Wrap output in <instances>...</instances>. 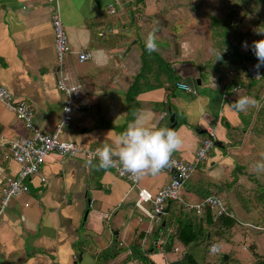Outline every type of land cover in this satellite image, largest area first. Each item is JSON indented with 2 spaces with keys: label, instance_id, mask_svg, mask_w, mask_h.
<instances>
[{
  "label": "crops",
  "instance_id": "crops-1",
  "mask_svg": "<svg viewBox=\"0 0 264 264\" xmlns=\"http://www.w3.org/2000/svg\"><path fill=\"white\" fill-rule=\"evenodd\" d=\"M222 1L58 0L70 48L66 69L73 81L81 83L83 101L90 105L89 110L74 115L59 138L97 149L111 145L115 136L126 129L134 118L127 119L125 95L142 69L141 48L136 45L152 35L157 45L153 52L171 64V73L180 79L178 83L192 88L199 79L200 86L190 93L175 86L169 96L171 107L156 109L154 105L166 100L165 86L169 84L164 70L158 72L154 66L139 82L141 92L135 98L134 109L150 113L153 128H170L167 121L173 112V129L184 142L172 154L173 160L193 161L209 130L215 142L222 145L221 151L198 164L195 173L199 178L196 183L191 180L187 188L183 186L181 197L185 202L197 203L204 191L214 193L212 186L217 181L234 185L244 174L243 167L235 165L236 160L245 141L252 137L251 124L247 132L240 128L246 116L255 114L252 108L235 111L228 105L242 95L257 97L258 85L264 84L230 86L238 73L230 68L223 72L221 52L217 55L215 49L227 45L226 41L222 43L224 27L221 23L219 29L212 22L226 16L229 3L223 7ZM51 14L44 0H0V86L15 100L30 104L34 125L45 133L53 132L61 121L64 103V95L56 87ZM244 42L239 45L241 54L247 51L242 47ZM179 48H188L190 54L177 58ZM82 51H89L91 59L79 63L77 55ZM27 135L23 123L0 102V149ZM97 165L94 160L54 153L47 156L39 173L28 181L29 193L12 200L2 216L0 264H136L134 245L143 253L154 249L160 255L156 259L154 254V264H168L160 245L172 234L176 222L168 220L166 236L153 241L157 221L144 217V222H136L132 216L137 190L114 171L98 170ZM18 170L10 159H0V189L15 178ZM204 175H213V180L204 184ZM170 179L171 174L164 170L143 177L140 187L155 195ZM226 188L220 189L229 196L231 190ZM110 249L118 255L104 262L101 255ZM121 255H126V260L119 258Z\"/></svg>",
  "mask_w": 264,
  "mask_h": 264
},
{
  "label": "built area",
  "instance_id": "built-area-1",
  "mask_svg": "<svg viewBox=\"0 0 264 264\" xmlns=\"http://www.w3.org/2000/svg\"><path fill=\"white\" fill-rule=\"evenodd\" d=\"M44 1L50 5L52 12L51 24L54 34L56 87L64 95L63 114L61 121L56 125L53 132L45 133L34 125L33 110L30 104L23 100H15L5 88L0 86V102L5 104L15 114L16 119L23 123L28 133L26 137L13 140L7 147H1L0 149V159H10L19 166L15 178L5 183L0 189V221L12 200L22 194L29 193L28 181L39 173L48 155L54 153L60 157L98 161L94 156L96 149L83 148L76 143L62 141L59 138L61 131L71 123L74 115L89 110L90 105L83 101V87L81 83L73 81L66 69V58L70 53V48L58 0ZM243 55L252 56L254 54L252 51L250 54L247 50L246 54L243 53ZM90 59L91 53L89 51H82L77 55L79 63ZM255 65L248 67V73L252 79L259 80L264 75V65L259 70L256 69ZM176 86L185 92H193L191 86L185 83H177ZM214 148V134L209 130L207 131V136L202 138L193 161L171 159V167L165 169L171 174V179L155 195L140 187L141 179L137 180L129 174L122 173L118 167L109 169L114 171L119 178L128 181L137 190L136 208L145 217L153 222L157 221L158 224L161 222V218L166 215L165 207L168 201L179 202L184 206L186 212L196 215H201L205 209H208L214 219L225 215L233 217L234 215L228 212L225 201L215 193L197 203L185 202L180 195L184 183L190 179L198 164L202 163ZM4 151L6 152L5 154ZM219 253L220 250L216 245L210 246L209 254L211 256L218 255Z\"/></svg>",
  "mask_w": 264,
  "mask_h": 264
},
{
  "label": "rangeland",
  "instance_id": "rangeland-1",
  "mask_svg": "<svg viewBox=\"0 0 264 264\" xmlns=\"http://www.w3.org/2000/svg\"><path fill=\"white\" fill-rule=\"evenodd\" d=\"M123 1L121 0V3H123ZM227 3H229V7L228 9H226L227 11H225L227 12L226 16H223L222 19L226 20L228 24L226 23L225 26V24L223 23L224 20H221L224 27V38H222V43L226 41L227 45L225 47V45L222 44L224 48H220L219 50L218 48H216L215 51H218L217 55L221 52L220 58H223V65H225L223 67V72H227L226 69L230 68L232 71H237L238 74H242L243 76H245V72L240 66L238 67L230 63V61L236 60L235 56L232 57L231 54L233 53V55H235L234 48L235 46L239 47L242 40H245L248 45L251 46L254 41L264 39V5L261 6L259 15V12L254 10L250 11L249 13L248 8H246V6L244 7L240 0H224V2L222 1L221 5L223 7H227ZM217 21L219 22L218 18ZM134 39L136 40V38ZM215 40L219 41L220 39L215 38ZM136 46H139L140 48L146 47V42H142L140 40L139 44ZM178 52L179 54L177 58L180 59L190 54L188 48H179ZM170 66L171 64L169 65V67ZM249 66L250 64L248 65V67ZM262 80H256V83L259 82L264 84V81ZM193 87L197 88L196 83L192 85V88ZM257 89H260V91ZM257 89V97H254L255 94L250 97L256 99L260 103L261 107L259 109L252 108L255 115H252V113L246 116L245 120H243V122H245V125L240 128L241 132H247L249 130L247 125H252V132L250 131V133H252V137H249L247 141H245V148L241 152L239 158H237L235 163V165L243 167L241 168L244 174L234 182V185L230 183L228 186H226V184L217 181V184H214L212 186V188L215 190L214 193L225 201L227 209L231 210V213L235 216L238 223L233 231L228 233L224 239L213 238L210 242L212 244H215L219 248L220 253L218 255H209V253L206 252V249L203 246L194 248L193 254L195 258L201 263H203L204 260L217 262L220 257L231 254V256L233 257L232 260H239L241 264H254L255 258L252 254V250L250 249L251 245L255 246V250L258 254L264 256V173L257 175L251 168V165L261 159V153H264V132L260 130L261 122L264 121V113H260V109H263L264 111V86L260 84L258 85ZM154 108H160V104L154 105ZM216 151L221 150L219 148H214L212 151H210L208 157L214 155ZM204 176V184L213 180V175L209 177H206V175ZM231 177L233 176L231 175ZM198 178V174L194 172L191 175L190 180H187L184 183V188L188 187L191 180L196 183ZM193 182H191V185L193 184ZM222 187H225V189H227L226 187H229V189L231 190L229 196H226L225 193H223L222 189H220ZM180 195L182 196V191L180 192ZM145 206L148 207L147 204H145ZM134 208L135 209L133 210L132 216H134L136 222H144L145 215L141 211H139L136 206ZM121 211L122 209L119 211L117 221L120 217ZM111 225H114L113 221ZM184 249L185 248L178 241H175L174 250L165 254L164 252H162V255L165 257V261L168 264H173L182 258L185 252ZM154 254H157L156 251L149 253L147 256V260L138 261L137 263L154 264ZM158 255L159 254L155 255L156 259L160 256ZM121 256L119 258H123L126 260V258H124L126 257V255ZM117 264L122 263L118 261Z\"/></svg>",
  "mask_w": 264,
  "mask_h": 264
},
{
  "label": "trees",
  "instance_id": "trees-1",
  "mask_svg": "<svg viewBox=\"0 0 264 264\" xmlns=\"http://www.w3.org/2000/svg\"><path fill=\"white\" fill-rule=\"evenodd\" d=\"M240 1L242 2L244 7L246 6V8H248L249 13L250 11L254 10V11H258L260 15V8L262 5H264V0H240ZM220 21L221 20H219L218 22L217 19H213L212 22L215 24V27L217 26V28L220 29L221 27L218 26L220 24ZM223 23L225 24V26L226 23L228 24L226 20H224ZM263 27H264V23H263ZM236 48L234 49L235 55H233L235 56L236 60L230 61V63L238 67L240 66L244 70L245 76L242 75V77H240V75L237 74L234 78L230 80L231 82L230 86L233 87L243 86L246 88H250V86L252 87L253 84L256 83V80L250 77L248 73L247 65L249 64L257 65L258 60L254 55L246 56L241 54L239 52V47L237 46ZM249 52L251 54V50H249ZM247 59L249 60L248 62L246 61ZM141 64H142V69L140 75L135 77L134 82L129 87L125 95L126 110L128 112L127 119L129 120H132L134 118L132 112L136 110L134 109L136 103L135 98L141 92L139 82L142 79L146 78V73H150V71H152L154 66H157L158 72L159 70L160 71L164 70V73H166L168 77L166 83H168L169 85L165 86V91L167 92V96H166L167 98L164 102L160 103V108L166 110L168 107H171V105L169 104L170 103L169 96L174 91L176 84L180 82V79L171 73L169 64L159 59L153 51L149 53L146 47H141ZM262 78L264 79V75ZM262 78L259 80H262ZM159 85H162V83H160ZM230 90L232 91L231 87ZM260 113L261 114L264 113L263 109H260ZM172 114L173 112L170 113V115ZM174 121H176V119ZM168 125L170 126L171 123L168 122ZM260 130L264 132V121L261 122ZM203 193L204 194H202V199L212 194L210 191H204ZM227 210L228 212H231L230 209ZM165 212L168 213V216L165 215L163 217L164 224L161 221L157 225V228L154 231L153 241H158L159 237L163 238L164 236H166V230L168 228L167 227L168 220L175 221L176 227L174 231L169 237H167V239L164 242H162L160 247L162 246L163 248L162 252L169 253L172 251L173 240H176L179 243H181L185 247V252L182 258L179 260V264H241L239 260H232L233 257L231 256V254L224 255L227 256V259H225L224 256H222L217 262H210L204 260L203 263L198 261L193 254L194 248L198 246L205 247L206 252L209 253V248L211 245H213L210 242L212 241L213 238L224 239L226 235L231 231H233V229L236 227L238 221L236 220L235 216L230 217L229 215H225L217 219H214L212 213L208 209H205L201 215L188 213L185 211L184 206L176 201H168L165 207ZM151 248H154L153 245H151ZM250 249L252 250V254L255 258L254 264H264V256L256 252L255 246L251 245ZM153 251L155 250L153 249ZM149 252L150 250H147L144 253L148 254ZM144 253L136 245L132 247V256L138 261L147 260V256L142 255ZM117 255H118L117 252L110 249L102 253L101 260H103L104 262L107 261L109 262L110 260L115 259Z\"/></svg>",
  "mask_w": 264,
  "mask_h": 264
},
{
  "label": "clouds",
  "instance_id": "clouds-1",
  "mask_svg": "<svg viewBox=\"0 0 264 264\" xmlns=\"http://www.w3.org/2000/svg\"><path fill=\"white\" fill-rule=\"evenodd\" d=\"M156 47L155 37L149 35L146 40L147 51L151 53ZM242 47L246 50L250 47L249 50L258 60L255 67L259 70L264 65V39L254 41L251 46L244 42ZM228 106L235 111L261 107L256 99L248 96L237 97ZM132 115L134 119L123 132L115 136L111 145L96 149L94 156L98 159V170L118 167L122 173L137 180L147 175L156 176L171 167L172 154L180 150L184 142L174 129L151 127L150 113L134 110ZM251 168L257 175L264 173V153H261V159Z\"/></svg>",
  "mask_w": 264,
  "mask_h": 264
},
{
  "label": "water",
  "instance_id": "water-1",
  "mask_svg": "<svg viewBox=\"0 0 264 264\" xmlns=\"http://www.w3.org/2000/svg\"><path fill=\"white\" fill-rule=\"evenodd\" d=\"M196 83H197V86H200V81H199V79L196 80ZM198 89H199V88H198ZM174 119H175L174 115H171V117H170V123H171L170 129H173V128L175 127V124H176V123H175ZM215 147H216V148H221L222 145H221L220 142H215ZM224 258L227 259V256H224ZM173 264H179V261H177V262H175V263H173Z\"/></svg>",
  "mask_w": 264,
  "mask_h": 264
}]
</instances>
